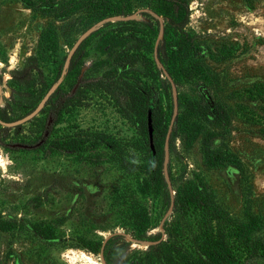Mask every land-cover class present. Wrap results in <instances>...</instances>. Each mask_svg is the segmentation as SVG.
Wrapping results in <instances>:
<instances>
[{"label": "rangeland", "instance_id": "374dc122", "mask_svg": "<svg viewBox=\"0 0 264 264\" xmlns=\"http://www.w3.org/2000/svg\"><path fill=\"white\" fill-rule=\"evenodd\" d=\"M44 1L0 0V114L8 108L18 119L37 106L60 77L77 39L103 18L94 16V7L116 5L124 15L150 7L165 22L159 47L178 80L183 124L199 121V111L209 104L212 115L201 120L216 135L212 147L241 163L240 168L207 166L202 135L189 146L180 131L170 141L175 196L190 185L207 186L235 221L247 220L252 212L259 222L254 238L264 242V0H183L188 7L184 26L185 8L175 12L173 5L159 7L156 0H94L97 6L60 18ZM136 20L108 22L84 39L53 100L71 98L81 84L91 86L71 102L52 131L43 130L46 113L11 129L7 139L0 124V264H110L108 258L120 264L134 257L132 249L148 248L127 236L138 234L143 220L142 240L162 236L160 224L171 202L165 175L159 186L153 185L138 125L122 114L117 98L94 86L99 78L136 82L153 92L171 120V84L154 57L159 21L143 13ZM52 22L55 35L47 40L43 33ZM184 33L195 38L196 58L204 64L194 76L188 74L187 61L174 55ZM131 54L134 62L126 60ZM30 56L37 58L42 75L19 87L11 72ZM80 136L87 139L81 150L59 148L61 141ZM136 204L140 211H134ZM198 219L175 205L164 224V239L169 228H196ZM116 232L121 233L111 236L102 254L104 241ZM119 240L132 242L130 249L118 246ZM241 264H264V254Z\"/></svg>", "mask_w": 264, "mask_h": 264}, {"label": "trees", "instance_id": "16d2710c", "mask_svg": "<svg viewBox=\"0 0 264 264\" xmlns=\"http://www.w3.org/2000/svg\"><path fill=\"white\" fill-rule=\"evenodd\" d=\"M156 1L159 7L166 6L167 4L173 5L175 12H179L185 8L186 14L184 15L182 26L187 23L188 7L183 0ZM44 2L46 6L50 8V11L54 12L55 18L73 14L82 7L90 8V5L92 7L97 6L94 0H61L58 3L55 2V0H48ZM111 15H124V12L119 9L118 6H113L112 4L104 7H94V16L97 18H104L105 16ZM143 15L149 16L152 14L143 12ZM134 21L137 20L120 21V23L128 24ZM55 30V22H52L46 29L45 34L43 33V36L45 35L47 40H52L55 35ZM196 47L197 43L195 38L184 33V36L177 42L176 50L174 51L176 59L180 58L181 61H187L189 64L188 74L193 76L204 70V64L196 58L200 52L197 51ZM158 51L160 53L159 58L166 67V63L169 60L168 54L162 46L158 47ZM133 57L134 55L131 54L126 57V60L134 62L135 59ZM167 70L173 77L175 83L178 84L176 75L169 68H167ZM36 73V76L41 77L42 71L38 66V61L35 56H30L22 68L14 69L11 72L12 79L15 80V84L19 87L29 86L30 83L35 80ZM88 86H91V84H81L76 91L77 93L71 98L59 95L54 101L53 98L56 92L59 91L58 89L41 112L46 113V119L42 123L43 130L52 131L62 121L67 107L72 105L75 98L81 99V94L84 93L85 89L89 88ZM94 86L110 92L117 98V104L122 114L134 120L138 125V130L141 136H143V143L146 149L148 172L153 178V185L159 186L164 177L165 140L171 120L168 121L165 118L161 106L159 103H155L153 92L140 87L136 82H129L128 80L108 81L99 78L95 81ZM261 88L263 89L262 98L264 102V85H262ZM12 91L11 97L14 98L16 90L13 88ZM124 98L126 101L123 105L121 104V99ZM41 99V97L40 99L38 98V103ZM220 112L219 110V114ZM150 115L152 118L155 153L150 145ZM199 115H201L199 118L200 120L194 122L191 127H188L186 124H183L182 115L179 114L177 125L172 132V140H174L181 131L185 133L187 144L190 146L195 139L202 135L201 144L207 166H221L233 163L240 168V161L234 160L235 157H233L231 153L227 154L212 147V140L216 135L214 131L207 130L205 124H203L201 120L203 117L207 119V117L212 115L209 104L207 105L206 111H199ZM0 117L4 121L16 120L12 118L8 108L4 110L2 115L0 114ZM22 126H3L1 129L4 133L3 139L9 137L11 129H19ZM86 143L87 139L80 136L77 138L71 137L69 141L63 140L58 146L61 149L74 151L81 150ZM109 144L112 147H116L113 141H109ZM175 205L180 213L187 216L193 213L197 214L199 219L196 228H192L191 226L169 228V238L157 244H152L144 250L132 249L134 257L131 258L129 262H126L127 258H124L120 264H241L242 262H250L264 254L263 240L254 238V234L259 226L258 219L255 215L249 212L247 220L235 221L230 214L217 203L215 196L207 186L200 187V185L194 184L179 190L175 196ZM133 208L135 212L140 211V207H138L137 204ZM145 223L146 221L143 220L139 233L132 234V237L141 240L145 238L143 234ZM117 243L119 244L118 246L125 245L124 250L130 249L132 244V242L126 240H119ZM107 260L110 264H113L109 258Z\"/></svg>", "mask_w": 264, "mask_h": 264}, {"label": "water", "instance_id": "95a60500", "mask_svg": "<svg viewBox=\"0 0 264 264\" xmlns=\"http://www.w3.org/2000/svg\"><path fill=\"white\" fill-rule=\"evenodd\" d=\"M143 12H149L150 14H152L154 17H156L160 23V31H159V35L158 38L156 40L155 43V49H154V57H155V61L158 64V66L161 68V70L163 71V73L165 74L166 78L169 80L171 87H172V94H173V103H174V110H173V115L170 121V125L168 128V132L166 135V140H165V156H164V175L166 178V181L168 183V187L170 190V195H171V202H170V207L168 212L166 213V215L164 216L163 220L161 221L160 224V229L162 232V236L160 239L158 240H154V241H149V240H141V239H137L135 237L129 236L127 235L134 243L137 244H144L147 247H149L152 244H157L159 242H161L162 240H164V224L165 221L168 217V215L173 211V208L175 206V192H174V187L172 184V179H171V175L169 172V158H170V141H171V136H172V132L177 120V116L179 114V93H178V86L175 83L173 77L171 76V74L169 73V71L167 70V68L164 66V64L161 62L160 58H159V52H158V47L159 44L164 36L165 33V22L163 17L158 14L156 11H154L153 9H150L148 7H143L140 8L136 11H134L131 14L128 15H111V16H107L104 17L103 19H100L99 21H97L96 23H94L91 27H89L86 31H84L80 37L77 39V41L74 43V45L72 46V48L70 49L66 60L64 62V66L62 69V73L60 75V77L58 78V80L48 89V91L45 93V95L42 97V99L39 101V103L37 104V106L27 115L18 118L16 120L13 121H4L1 117H0V124L6 127H16L19 125H23L25 123L30 122L33 118H35L36 116H38L42 110L45 108V106L47 105L48 101L50 100V98L52 97V95L59 89V87L61 86V84L63 83L74 54L76 53V51L78 50V48L80 47V45L82 44V42L84 41L85 38H87L92 32H94L96 29L102 27L104 24L108 23V22H114V21H129V20H135L138 18V16L143 13ZM3 95V84L2 81L0 80V105H1V97ZM149 136H150V145L151 148L153 150V152L155 153V144H154V136H153V126H152V118L151 115L149 116ZM121 232H116L114 234H118ZM114 234L110 235L109 237L106 238V240L103 243V247H102V254L104 251V246L107 242V240L113 236Z\"/></svg>", "mask_w": 264, "mask_h": 264}]
</instances>
